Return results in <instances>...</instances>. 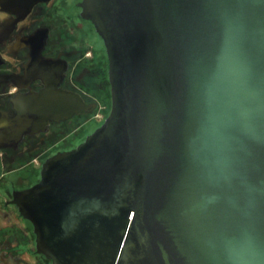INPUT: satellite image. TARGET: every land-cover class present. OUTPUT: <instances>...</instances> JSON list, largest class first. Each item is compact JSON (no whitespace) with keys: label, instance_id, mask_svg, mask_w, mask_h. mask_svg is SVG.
<instances>
[{"label":"water","instance_id":"1","mask_svg":"<svg viewBox=\"0 0 264 264\" xmlns=\"http://www.w3.org/2000/svg\"><path fill=\"white\" fill-rule=\"evenodd\" d=\"M111 108L12 199L52 264H264V0H75ZM90 106L49 90L15 144ZM19 215V216H20Z\"/></svg>","mask_w":264,"mask_h":264},{"label":"flooded vegetation","instance_id":"2","mask_svg":"<svg viewBox=\"0 0 264 264\" xmlns=\"http://www.w3.org/2000/svg\"><path fill=\"white\" fill-rule=\"evenodd\" d=\"M49 90L73 93L90 108L65 119L48 120L14 145L0 139L2 169L9 166L14 175L29 171L27 177L51 155L75 148L103 123L107 114L97 118V111L106 112L111 94L104 43L75 0H0V130L9 119L19 117L24 103ZM74 133H79L78 139L71 142ZM10 192L3 203L11 201ZM6 205L18 211L15 204ZM4 235L0 230V264H8V258L11 264H36L38 256L52 264L35 252L33 226L27 242L6 243ZM23 254L34 262L26 261Z\"/></svg>","mask_w":264,"mask_h":264},{"label":"rangeland","instance_id":"3","mask_svg":"<svg viewBox=\"0 0 264 264\" xmlns=\"http://www.w3.org/2000/svg\"><path fill=\"white\" fill-rule=\"evenodd\" d=\"M111 108V101L109 106L106 108V112L99 109L97 111V118H101L102 115L109 114ZM95 128V125L89 127L86 130V134L92 131ZM79 133H74L70 135L71 142L77 141ZM9 156V153L8 155ZM1 158V157H0ZM8 160V159H7ZM2 160L0 161L1 164ZM38 165V162L36 163ZM9 166H5L2 169L0 165V230L3 231L5 234V242L6 243H20V242H27L29 241V235L31 234L32 225L29 222L23 221L21 216H19L18 211L15 207L9 206L3 203L4 200L8 199V193L10 194L12 187H23L26 185H30L35 181H38L40 176V169L41 167H37L36 171H31L30 176H25L29 172H25L22 174L10 173ZM32 178L30 181L27 179ZM12 240V241H10ZM34 248V247H33ZM26 261H33L27 255H21ZM12 259L8 258L7 263L11 264ZM10 262V263H9ZM36 264H50L46 259L41 258L40 256L37 257Z\"/></svg>","mask_w":264,"mask_h":264}]
</instances>
